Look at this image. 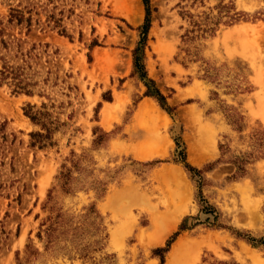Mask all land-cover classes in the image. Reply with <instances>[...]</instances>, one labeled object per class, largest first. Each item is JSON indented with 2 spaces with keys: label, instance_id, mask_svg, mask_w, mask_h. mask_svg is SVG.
<instances>
[{
  "label": "rangeland",
  "instance_id": "rangeland-1",
  "mask_svg": "<svg viewBox=\"0 0 264 264\" xmlns=\"http://www.w3.org/2000/svg\"><path fill=\"white\" fill-rule=\"evenodd\" d=\"M221 1L150 0L144 63L165 108L133 73L143 0H0V69L29 89L0 74V264H161L168 242L163 264H264V0L185 40L183 12ZM27 108L52 143H32L45 128ZM55 219L67 232L48 243Z\"/></svg>",
  "mask_w": 264,
  "mask_h": 264
},
{
  "label": "trees",
  "instance_id": "trees-1",
  "mask_svg": "<svg viewBox=\"0 0 264 264\" xmlns=\"http://www.w3.org/2000/svg\"><path fill=\"white\" fill-rule=\"evenodd\" d=\"M143 2L145 4L146 15H145V19H144L143 23L139 26L140 39L138 40L137 45H136L135 49L133 50V57H134V72L133 73L138 75L140 78H142L145 81V84L147 85V90L145 91V94L157 97L160 104L163 107L168 108L165 95L153 84L154 80L148 76V72L146 70V66L144 63V57H145L144 49H145V46L147 44L148 32H149V29L151 26V8H150V0H143ZM13 10L14 11L11 13L10 19L16 18L18 22H21L25 18L23 10L15 9V8ZM261 13L263 14L264 11H261ZM184 14L188 15L190 17V22L193 25L192 28L187 29V31L185 33V36H186L185 40L193 39V38H195V36H197L196 34H194V35L190 34V32L194 31L195 28L197 30H202L203 31L202 35L207 31L213 32V30L215 29V26L219 22H221V20H223V17L226 18L223 20L225 23H232L234 21L239 20L242 17H245V15H244L245 12L236 10V7H235V4L233 3V0H230L229 2H224L222 0L220 2L219 14L218 15H207V18L204 20L196 18L195 14L190 12V11H184L183 15ZM26 19L28 20V23H29L31 18L26 17ZM203 22H205L207 24L203 25ZM0 74H1V80L5 79L9 76L18 79L16 81L15 87H14V89L16 91L25 90L26 92H29V89L27 87H25L24 85H21L20 81L22 80V78L19 76L18 72L14 71L13 67L3 65V68L0 69ZM30 108L25 109V112L34 121L41 123L43 125V128H45V131H39L38 130V131L32 132V136L34 138L32 143L33 144L38 143L41 146L52 143V129H53V127L50 125V123H49L50 121L43 120L41 118V116H39L40 111L35 112V111L31 110ZM239 166L242 169L244 168L241 165H239ZM185 167L187 168V170L193 171L194 174H195V172L196 173L200 172V170L197 169V167L191 165L187 161H185ZM60 178H61L62 185L65 188V190L71 191L72 187L70 184H71L72 175H71L70 171L69 170H62L61 174H60ZM204 202H205V205H203V211L210 214L206 220H208V222L211 225H221V224L217 223L218 214L216 213L215 207L213 205L207 203V201H204ZM95 211H96L95 208H93L89 213L95 212ZM211 216H213L212 220H210ZM187 220H188V216L184 218L183 222L180 225V229H185L188 227ZM61 222H62V220H56V219L51 220L49 223H47V225L43 229L46 232L48 243L50 241H53L55 239V237H58L59 234H61V232L62 233L67 232L66 229H62V230L60 229V232L57 231L61 227V224H62ZM44 224H46V222H42V225H44ZM178 233H179V230H177L174 233V235H177ZM39 234H40V236H42L41 232ZM239 235H242V234H239ZM246 237L250 241L255 240L254 237H251L249 235ZM173 238H174V236H173ZM169 244H170V242H168L165 247H156L153 249V254L159 255L161 257V264L164 263V256H163L162 251H166L168 249Z\"/></svg>",
  "mask_w": 264,
  "mask_h": 264
},
{
  "label": "bare ground",
  "instance_id": "bare-ground-1",
  "mask_svg": "<svg viewBox=\"0 0 264 264\" xmlns=\"http://www.w3.org/2000/svg\"><path fill=\"white\" fill-rule=\"evenodd\" d=\"M153 103V102H152ZM146 101H144V102H141V104H140V107H141V110H143L144 109V107L146 106ZM149 105V104H148ZM151 105V104H150ZM152 106V105H151ZM151 108L149 107V110H150ZM141 110H140V112H141ZM153 110H155V109H153ZM159 111V110H158ZM161 111V110H160ZM150 112V111H149ZM156 112V111H155ZM163 112V111H162ZM156 114L159 116V114L156 112ZM162 114V113H161ZM205 143H206V141H205ZM193 144V143H192ZM191 144V145H192ZM205 145V144H204ZM137 154L139 155V156H146L147 155V153L149 152V149H144V148H137ZM124 190V189H123ZM123 190H120V191H118V192H115V193H113L112 195H110L109 197H108V200L110 199V200H112V199H114V198H117V197H119V195H120V193L123 191ZM134 198V197H133ZM175 215V214H174ZM173 215V216H174ZM155 238V237H154ZM180 240V239H179ZM157 242V241H156ZM180 242V241H179ZM167 264H171V259H169V261H168V263Z\"/></svg>",
  "mask_w": 264,
  "mask_h": 264
}]
</instances>
